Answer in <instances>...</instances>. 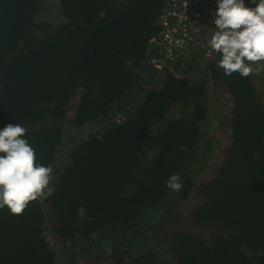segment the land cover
I'll use <instances>...</instances> for the list:
<instances>
[{"label": "trees", "instance_id": "1", "mask_svg": "<svg viewBox=\"0 0 264 264\" xmlns=\"http://www.w3.org/2000/svg\"><path fill=\"white\" fill-rule=\"evenodd\" d=\"M47 2L0 0V130L27 127L37 161L54 170L42 204L19 216L0 209V264H56V247L64 258L72 252L69 264H97L87 256L104 242L115 255L103 264H159L150 251L123 256V243L158 208L178 216L169 208L196 189L198 201L181 214L198 227L169 237L175 264H264L258 72L226 76L214 54L211 62L179 56L173 71L159 73L150 40L167 0H50L55 12ZM221 88L233 101L231 143L197 185L192 168L213 148L206 98ZM87 122L103 127L74 132ZM174 173L179 192L166 187Z\"/></svg>", "mask_w": 264, "mask_h": 264}, {"label": "clouds", "instance_id": "2", "mask_svg": "<svg viewBox=\"0 0 264 264\" xmlns=\"http://www.w3.org/2000/svg\"><path fill=\"white\" fill-rule=\"evenodd\" d=\"M252 3L256 7H247L245 0H217L211 21L215 30L208 41L207 57L218 55L217 67L226 76L238 73L248 78L264 68V63L253 67L264 62V0ZM28 131L24 125L12 123L0 130V209L7 206L16 216L30 202L43 203L54 176L51 166L37 161L35 149L25 138ZM166 187L174 192L183 188L178 173L170 175Z\"/></svg>", "mask_w": 264, "mask_h": 264}, {"label": "rangeland", "instance_id": "3", "mask_svg": "<svg viewBox=\"0 0 264 264\" xmlns=\"http://www.w3.org/2000/svg\"><path fill=\"white\" fill-rule=\"evenodd\" d=\"M52 1V0H51ZM47 6H49L50 11H57L56 7H53L50 0L47 2ZM245 4H247L245 2ZM248 7V5H247ZM204 14L208 12V9L205 6H199L198 7ZM212 19H206L203 22L202 30H203V38L209 41L210 37L212 36L214 32L215 25L211 23ZM209 37V39H208ZM195 53V54H194ZM194 55H203L202 51L199 48L193 49L191 51H188L184 54H182V57H185L188 61L189 58H191L190 61H195L198 59H193L192 56ZM201 59V58H200ZM202 60V59H201ZM199 63H203V61H199ZM260 63L264 62H257L253 65L254 68H256ZM255 73L258 72L257 76L255 75V80L258 82V85H260L261 94L258 98L262 103H264V68L260 69L259 71H254ZM158 79V78H157ZM159 80V79H158ZM154 83V82H152ZM206 103L209 108V117L205 123L208 130H212V133L209 132L208 135H210V140L212 143V153L208 156V160L206 164L203 166L201 164L196 165L192 168V176L195 178V183L197 185H201L204 181H207L213 174L214 170H216L217 166L220 164V162L225 158L226 156V150L228 149V146L231 143V129H230V117L232 115V108H233V101L230 98V95L228 91L225 88L218 89L217 91L208 90V97L206 98ZM95 124V123H94ZM92 122H87L83 124L82 128L80 130L74 128V132L76 134H80L82 136L88 135L91 132L94 131V129H98L96 127L99 126V129H102V124H95ZM78 137V135H75ZM50 191L47 190L46 193ZM199 190L196 189L195 191H192V193L189 194V198L182 199L181 201H177L175 207L172 206V208H169L170 211L175 212L176 210L179 211L178 216H173L171 219H166L167 215L164 212L166 209L164 208H158V210H154L146 216V219L143 223H141L137 227L136 235L133 236L134 238H131L132 240L127 241L126 243H123V246L121 248V251H123L122 255L128 257L129 255H135L139 251H150L155 254L156 261L159 264H175L174 262V256L171 252L170 248V234L181 231L184 228L187 227H194L197 228L198 225H193L190 218L183 213L181 214V210L183 208V205H189L194 204L198 201L199 197ZM191 201V202H190ZM47 212L50 213V210L47 209ZM167 212V211H166ZM171 212V213H172ZM50 217V215H48ZM162 224L161 230L159 228V232H153L150 228L151 225H153L155 230L154 224ZM163 229V230H162ZM161 231V232H160ZM204 230L199 228L198 232L204 234ZM208 235V234H207ZM51 239V237L49 238ZM52 240V239H51ZM109 242H111L109 240ZM148 247H147V246ZM57 254L56 256V264L59 262L61 264H69L72 263V259L68 258L71 257L72 252L69 254L67 252V258H64L60 256L61 252L59 251V248L56 247ZM115 255V250L109 246V243H103L100 245L98 252L95 255H88V260L95 261L97 264H103L107 261V263L110 262V259ZM77 261V263H76ZM84 259L78 257L77 260H75L76 264H82Z\"/></svg>", "mask_w": 264, "mask_h": 264}, {"label": "built area", "instance_id": "4", "mask_svg": "<svg viewBox=\"0 0 264 264\" xmlns=\"http://www.w3.org/2000/svg\"><path fill=\"white\" fill-rule=\"evenodd\" d=\"M199 6H205L208 12L204 14ZM216 10L217 0H167L159 23L160 33L150 40L153 47L151 65L159 73L173 71L177 58L196 48L202 51L206 61L211 62L214 54L212 58L207 57L210 48L202 37V25L206 19H214ZM123 118L119 116L116 120L120 122Z\"/></svg>", "mask_w": 264, "mask_h": 264}]
</instances>
